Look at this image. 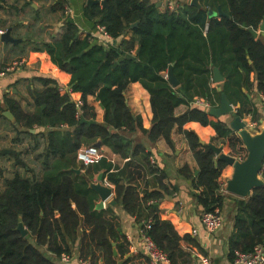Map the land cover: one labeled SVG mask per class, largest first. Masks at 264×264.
Masks as SVG:
<instances>
[{"label": "trees", "instance_id": "obj_1", "mask_svg": "<svg viewBox=\"0 0 264 264\" xmlns=\"http://www.w3.org/2000/svg\"><path fill=\"white\" fill-rule=\"evenodd\" d=\"M106 1L103 7L86 4L83 14L96 28H104L112 42L98 43L91 35L80 37L76 24L66 19L54 37L50 34L46 40L34 41L30 49L46 54L40 60L43 70L47 74L53 71L57 79L35 78L43 89L30 93L34 107L30 113L7 100L19 128H45L47 132L31 135L37 143L38 137L43 140V175L28 178L16 174L0 190V264H56L63 256L71 257L75 246L78 258L89 264H150L142 253L129 255L130 243L119 210L140 224L142 233L167 254L171 264H194L192 252L176 243L199 248L195 241L187 234L178 235L171 222L160 216L159 204L176 190L167 174L150 162L152 154L141 139L153 146L162 139L173 148L171 132L177 128L198 167L196 177L188 166L178 174L192 180V196L203 212L223 206L225 196L219 192L218 179L226 163L217 160L208 145H201L199 137L183 126L195 122L210 127L215 132V146L236 159L247 157L242 140L222 118L190 104L202 99L211 107L219 105L221 93L211 87L212 68H217L225 78L223 94L230 104H240L235 115L250 114L257 121L256 111L244 108L242 89L253 86V73L256 89L264 97V37L254 38L248 31L259 30L264 0H199V7L185 3L173 11H159L157 0ZM65 4L57 0L53 9L63 12ZM218 8L226 16L210 18L208 11ZM128 31L133 35L130 39L125 38ZM125 55L132 58L118 61ZM171 66L177 88L166 77ZM61 73L69 77L68 82ZM131 83H139L150 96L153 116L149 129L125 102L124 92ZM64 85L68 90L62 93ZM87 97L99 98L104 108L102 123L81 122L96 118ZM179 107L184 112L176 115ZM97 142L124 165L106 158L88 167L79 165L77 151ZM71 169L84 172L77 175ZM100 172L113 187L115 204L96 210L100 199L90 187L89 175ZM261 175L264 178V162ZM234 203V228L228 242L231 262L235 251L247 253L264 246V187L255 189L248 199L235 197ZM19 218L26 237L17 230Z\"/></svg>", "mask_w": 264, "mask_h": 264}, {"label": "crops", "instance_id": "obj_2", "mask_svg": "<svg viewBox=\"0 0 264 264\" xmlns=\"http://www.w3.org/2000/svg\"><path fill=\"white\" fill-rule=\"evenodd\" d=\"M64 1L66 4L63 12L53 9L57 0H6L5 4H0V35L10 29L11 37L17 40L16 43H6L0 39V67L12 66L7 68L9 71L5 72L3 77L0 78V190L4 189L5 181L16 174L28 178L33 177V175L39 178L43 175V140L38 137L37 143L31 135L39 132L45 134L47 129L34 128L27 131L19 128L15 123V119L10 120L5 116L6 112L12 114L7 100L17 103L24 112L30 113L33 111L34 107L30 93L43 89L41 84L35 81L36 77L44 76L57 79V75L53 71L47 74L43 70L40 60L46 54L30 52L33 42L46 40L50 34L54 37L66 19H70L76 24L80 31V37L91 35L98 39V42L101 41V35L97 33L95 24L87 21L84 17L83 10L87 0ZM191 1L157 0V3L161 2L159 11L167 10L169 3L173 4L174 7L171 10L173 11L177 5L190 4ZM197 1L199 4V0ZM67 9L71 10V14H66ZM132 37L131 31H128L125 35L126 39ZM19 45L20 48H18ZM61 74L62 78L68 82L69 77L64 73ZM250 81L253 86L248 90L242 89V93L245 95L244 108L256 111L258 117L256 122L252 120V115L250 114L242 115L241 119L246 123L248 129L252 132H257L259 126L264 124V97L256 89L255 75L253 73L250 74ZM223 83L216 84L212 82L211 87L217 90L218 87L222 88ZM67 90L68 88L65 86L61 92L63 93ZM124 97L131 113L134 116L140 115L143 127L149 129L153 115L149 102L150 96L147 91L139 83H131L126 88ZM96 98L87 97L86 103L95 111V123H102L104 109L101 108V103ZM233 108L237 111L240 108V104L233 105ZM183 112L184 107H179L176 109L175 114L179 115ZM234 115L221 117L228 127H230L229 122ZM254 124L258 126L253 127ZM183 129L194 132L204 144L210 141L214 143L215 141V132L210 127H202L198 123L189 122L183 126ZM27 132L29 133L28 135ZM171 140L174 144L173 148H170L162 139L157 140L154 146L147 139H141V143L151 152L154 164L167 174L168 179L176 190L172 197L166 198L159 204L160 216L163 220L171 222L178 235L184 236L187 234L195 241L199 248L186 242L178 243V245H181L186 251L192 252L196 264H232L228 256V242L234 228L235 196L225 192V187L226 182L233 174V168L226 165L218 179L219 192L225 196L221 208V212L223 211V225L217 232L209 234L200 222L203 211L192 196V180L182 178L178 174L180 168L188 166L194 176L195 171H198L197 164L183 136L178 134L176 127L171 132ZM99 148L104 152L108 161L119 166L124 165L125 162L108 148L103 145H100ZM4 151H11V153L4 154L2 153ZM33 161L35 168H37L36 172L33 169H28V166L34 167ZM21 163H24L25 166ZM26 171H31L32 174L27 175ZM83 172L81 171V173ZM89 176L90 184L98 182V174H90ZM104 184H107L105 178ZM107 186L111 188V197L105 203V207L114 198L113 187L108 184ZM119 211L122 216L123 233L130 243L129 255H138L141 253L140 234L142 231L140 224L136 223L133 218L124 215L121 210ZM30 242L34 244L33 240H30ZM39 250L46 254L48 258L53 259L45 249L40 248ZM79 260L78 246H75L67 262L61 259L56 264H80Z\"/></svg>", "mask_w": 264, "mask_h": 264}, {"label": "water", "instance_id": "obj_3", "mask_svg": "<svg viewBox=\"0 0 264 264\" xmlns=\"http://www.w3.org/2000/svg\"><path fill=\"white\" fill-rule=\"evenodd\" d=\"M87 5H100L101 7L106 6V0H87ZM161 2H158L156 7L159 9ZM191 5L199 7L197 0H192ZM208 16L212 17H222L226 16L220 8L216 12L210 10L208 11ZM135 26V25H134ZM10 29H7L4 33L0 35V39L4 42L16 43L17 40L13 39L10 34ZM249 33L254 37L258 38L259 35L264 36V20L258 31L252 29L248 30ZM113 44H116V41H113ZM132 58L131 55H125L124 57L119 58L118 61H123L124 59ZM117 62L114 64V66ZM249 64L251 61L249 60ZM213 82L216 84H221L224 82V77L221 75L219 69L212 68ZM167 80L173 88L179 86V82L176 79L172 66L169 68L166 74ZM217 91L221 93L220 102L217 107H211L208 112L214 117H225L232 114H236V111L233 108V105L227 100L226 96L222 92V88L218 87ZM99 101V98H96ZM101 108H103L101 104ZM104 109V108H103ZM5 116L13 120L14 117L11 113L6 112ZM81 122L86 124H95V121H88L82 119ZM230 129L237 134L243 142L244 148L247 152L246 159L239 160L232 156L225 154L222 148L215 146L212 141L207 143L208 147L214 152L217 157V160L223 161L226 165H229L233 168V174L231 178L226 182L225 192L230 195H233L240 199H248L255 189L264 187V178L261 175L263 162H264V124L260 125L257 132H252L248 129L246 123L242 121L240 116L234 115L231 121L229 122ZM200 144L203 145L204 142L200 140ZM100 143H97L96 146L100 147ZM217 160L214 161L215 166H217ZM77 175L81 173L80 169H71ZM198 175V171H195L194 176ZM97 183L90 184V187L99 195L100 201L96 205V210H102L105 208V203L111 197V188L104 184V175L100 172L97 176ZM110 205H114L115 202L109 201ZM17 230L21 233L22 237L27 236V231L25 230L21 218H19ZM114 245V244H113ZM178 245V243H176ZM114 256H117V251L113 250Z\"/></svg>", "mask_w": 264, "mask_h": 264}, {"label": "built area", "instance_id": "obj_4", "mask_svg": "<svg viewBox=\"0 0 264 264\" xmlns=\"http://www.w3.org/2000/svg\"><path fill=\"white\" fill-rule=\"evenodd\" d=\"M173 4L169 3L168 9H173ZM66 14H71V10L67 9ZM97 33L101 35V41L98 42V39L94 38L96 42L103 44H110L112 42L111 38L106 35L104 28L97 27ZM9 71V69H5V71L0 73V78L3 77L5 72ZM264 101V98H263ZM190 105L205 109H210L211 106L202 99L194 100ZM82 106L81 103H78L76 107L80 109ZM258 126L256 124L253 127ZM256 129V128H254ZM105 158L104 152L97 147L96 145L85 146L77 151L76 160L77 163L81 166L88 167L98 163L101 159ZM150 161L154 164L153 157H150ZM107 185V184H106ZM201 225L204 227L205 231L209 234L217 232L223 225V216L221 215V211L216 209L211 212H203L200 217ZM140 242H141V253L146 255L149 259L150 264H171L167 254L159 249L156 244L149 238L147 235L141 232L140 234ZM63 261H68V256L62 257ZM80 264H89L87 261L79 260ZM196 264V263H194ZM206 264V263H204ZM232 264H264V246H256L251 252L242 253V252H234Z\"/></svg>", "mask_w": 264, "mask_h": 264}, {"label": "rangeland", "instance_id": "obj_5", "mask_svg": "<svg viewBox=\"0 0 264 264\" xmlns=\"http://www.w3.org/2000/svg\"><path fill=\"white\" fill-rule=\"evenodd\" d=\"M155 1V0H154ZM12 65V64H11ZM10 67H12V66H8V67H4V68H2V67H0V73L1 72H3V71H5V68H10ZM35 163H34V161H33V165H34ZM28 169H30V170H32L33 169V171L34 172H36L37 171V168H35V165H34V167H31V166H28ZM40 169V168H39ZM26 173H27V175H30V173L32 174V172L30 171H26ZM41 173V172H40ZM40 178V177H39ZM221 211V210H220ZM223 212V211H222ZM222 212H221V215H222ZM203 213V212H202ZM223 216V215H222Z\"/></svg>", "mask_w": 264, "mask_h": 264}]
</instances>
